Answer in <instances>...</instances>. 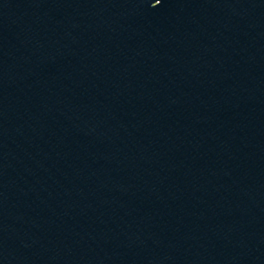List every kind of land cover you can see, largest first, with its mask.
<instances>
[{
	"label": "water",
	"instance_id": "obj_1",
	"mask_svg": "<svg viewBox=\"0 0 264 264\" xmlns=\"http://www.w3.org/2000/svg\"><path fill=\"white\" fill-rule=\"evenodd\" d=\"M0 0L4 264H264V0Z\"/></svg>",
	"mask_w": 264,
	"mask_h": 264
},
{
	"label": "snow or ice",
	"instance_id": "obj_2",
	"mask_svg": "<svg viewBox=\"0 0 264 264\" xmlns=\"http://www.w3.org/2000/svg\"><path fill=\"white\" fill-rule=\"evenodd\" d=\"M160 2V0H157V3L156 4H158Z\"/></svg>",
	"mask_w": 264,
	"mask_h": 264
}]
</instances>
